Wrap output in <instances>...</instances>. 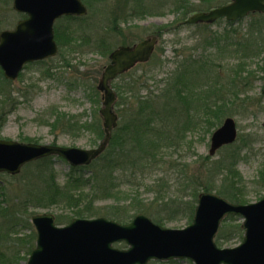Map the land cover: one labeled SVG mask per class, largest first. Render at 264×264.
Listing matches in <instances>:
<instances>
[{
    "label": "rangeland",
    "instance_id": "rangeland-1",
    "mask_svg": "<svg viewBox=\"0 0 264 264\" xmlns=\"http://www.w3.org/2000/svg\"><path fill=\"white\" fill-rule=\"evenodd\" d=\"M125 1L120 0L116 4V0H102L94 4L86 15L88 23L91 24V30L88 32L91 37L90 43H80V45L78 41L75 45L63 46L57 56L26 65L18 79L7 84L6 88L11 93L14 105H6L0 97V112H4L2 117L5 119L0 125V139L34 141L43 145L52 144L84 149L98 147L105 135L104 119L100 113L104 93L97 88L104 67L109 62V53L105 50L120 45H132L154 34L152 31L156 26L172 24L166 27V30L157 38L156 49L150 60L135 66L126 74L125 81L140 79L137 89L135 87L138 95H133V92L123 86L121 94L118 95L116 86H121L123 79L118 78L113 81L112 85L117 92L113 107L119 116V125L124 120L125 123L132 122L138 117L137 108L143 104L142 101L146 97L152 96L154 102L158 103L157 107L162 106L164 102L162 95L169 84L175 81L182 90L181 101H178L177 105L183 117L177 114L173 115L171 120L174 123L177 120L184 123L186 109L190 107L189 114L193 121L185 129L179 147L169 148L159 157L161 162L143 174L138 173L129 179L117 180L118 185L110 193V197L97 200L96 205L103 206V211H106L111 206L126 207L132 204L144 209L138 213L146 214L153 220L154 214H158L162 207H175L176 204L185 201H192L196 206L197 202L191 192L183 188L184 178L180 175V169H184L189 176L191 174L196 176L194 180L197 185L198 183L206 185L210 181L206 163L219 160L222 154L230 153L234 149L240 152V160L235 168L242 179L236 186L243 192L240 196L247 199L249 203L262 199L264 184L259 183V176L264 170V56L242 58L236 51L237 46L234 43L246 34L247 20L250 15L244 18L242 23L234 25H229L226 19L206 25H187L175 22L177 15L171 11H166L163 15L127 14ZM133 8L134 5L131 4V9ZM114 11L120 14L116 15L117 29L113 30L109 28L112 25L109 20ZM24 17L25 14L14 10L13 0H0V31L14 28L18 20ZM102 40H105L107 48L98 45ZM240 61L245 62L242 70L238 64ZM198 71L202 74H196ZM233 72L241 76L236 78V85H228V89L226 87L219 93H232L229 96L226 111L228 115L223 116L222 121L228 116L233 117L237 123L238 137L236 142L230 145L231 148H222L215 155H210L211 135L219 126L217 125L219 117H208L209 104L216 101V95L207 96V98L205 95L214 86L213 90L224 88L223 85L215 84L217 74H222L226 76L225 78H233ZM207 75H209L208 81L204 83ZM218 107L224 109L223 106ZM99 127L103 129L102 137L98 136ZM114 132L116 130L113 134ZM53 162L57 181L65 182L71 171L69 162L58 156H55ZM89 170L86 169L83 173L88 176ZM23 171L25 172L24 168ZM10 176L0 173V181H10H7L6 185L16 195H19L20 191L25 192L27 188L18 184ZM171 200L177 203L172 204ZM165 203L169 204L164 205ZM120 209L123 208L120 207ZM149 211L151 214L147 213ZM43 213H51L55 217L66 215L70 217V221L74 216L73 210L57 206L31 207L28 213L16 211L11 218L17 220L20 225L16 226L14 229L16 231L12 232L5 254L10 256V259L14 258L15 261L13 254L19 250L18 264H27L30 251L36 245V238L30 237L25 242L19 241L18 238L33 234V231L36 233L32 217ZM190 217V212L183 215L180 212L174 218H165L161 225L182 229L192 223L193 219L191 220ZM225 219L222 221L221 228L223 224L242 225L244 221L239 216L227 222ZM23 223H26L27 227H23L21 225ZM241 230V234L234 233L229 238L221 240H218V233L215 239L216 244L220 248L238 246L245 234V231ZM117 247L128 246L121 243ZM148 264L194 263L186 259L152 260Z\"/></svg>",
    "mask_w": 264,
    "mask_h": 264
},
{
    "label": "water",
    "instance_id": "water-1",
    "mask_svg": "<svg viewBox=\"0 0 264 264\" xmlns=\"http://www.w3.org/2000/svg\"><path fill=\"white\" fill-rule=\"evenodd\" d=\"M13 8L27 17L19 20L14 29L0 32V67L9 80L17 79L26 64L58 53L54 30L58 18L88 13L82 0H13ZM252 12L264 13V0H231L196 12L185 23H213L220 18L237 21ZM155 43V37L147 38L111 52L110 63L97 86L104 93L100 113L105 130L98 147L84 149L0 139V173L18 174L27 163L51 155L64 158L72 166L88 165L96 159L106 149L111 131L118 124L112 80L137 63L148 61ZM237 136L235 119L226 117L212 133L209 154L234 143ZM230 214L244 219V239L236 247L220 248L215 237L223 218ZM32 222L37 240L27 264H147L151 260L172 259H189L194 264H264V197L241 204L215 193L201 192L193 222L182 229L164 227L142 213L126 224L101 216L74 218L61 226L51 213L36 214ZM120 242L128 247L114 246Z\"/></svg>",
    "mask_w": 264,
    "mask_h": 264
},
{
    "label": "trees",
    "instance_id": "trees-1",
    "mask_svg": "<svg viewBox=\"0 0 264 264\" xmlns=\"http://www.w3.org/2000/svg\"><path fill=\"white\" fill-rule=\"evenodd\" d=\"M83 1L91 10L90 7L102 0ZM119 1L120 0H116V4H118ZM230 1L231 0H126L125 13H135V16H145L163 15L166 11H171L177 15L175 22L183 23L195 12L208 11L214 7L225 5ZM131 4L134 5L133 9H131ZM117 14L120 13L116 11L112 13V18L109 20L112 24L109 27L110 29H117ZM242 21L243 19L237 22L228 21L227 23L229 25H234L236 23H242ZM171 25L172 24L156 26L152 32L161 35L166 27ZM90 30L91 24L88 23V16H65L57 20L55 24V35L60 49L66 45H75L78 41L79 44L90 43L91 37L90 34H88ZM208 39L207 37V40ZM210 41L212 42V37ZM234 43L237 46L236 51L241 54L242 58L258 55L264 56V13H251L247 20L246 34L238 38ZM98 45L102 48L108 47L105 40H102ZM113 49V47H110V50H105V52L108 51V53H110ZM240 62L238 64L240 65V70H242L245 62ZM236 65L237 64H235V66ZM198 73H200V75L202 74L201 71H198L196 74ZM196 76L198 77V75ZM125 77L126 75L120 77L123 79L121 86H116L118 95L121 94L122 86L123 88H127L128 91L133 92V95H138V90L136 92L135 87L137 89L140 79L125 81ZM225 77L226 76H222V74H217L214 82L215 84L223 85L224 88L213 90L214 86L208 91L210 94L207 92L205 95L206 98L207 96L211 97L216 95V101L209 104L208 117H219L217 119V125L221 124L223 116L228 115L226 111L229 105V96L232 94H220L219 92L224 91L226 87L228 89V85H236V78L241 76L235 72L233 78ZM208 78L209 75H207L204 83L208 81ZM10 82L11 81L3 77V73L0 69V97H2L6 105H14L11 93L6 88L7 84ZM235 85H233V89H235ZM180 88L177 82L174 81L170 83L166 92L162 95V97H164V102L160 107H157L158 103L157 101L154 102L152 96L146 97L145 100L142 101L143 104L137 108L138 113L136 115L138 117L128 123H125L124 120V122L117 127L111 143L105 152L89 166L71 167V171L65 182L59 183L57 181V172L53 162L55 156H49L28 163L24 167L25 172L23 171L18 175L10 176L18 184L27 188L25 192L20 191L19 195L10 191V187L6 185L8 180L0 181V264H18L19 250L13 254L15 261L14 258L10 259V256L5 254V252H7L6 245L11 238L12 232L16 231L14 230L15 227L20 225V223H17V220L11 218L15 215L14 213L16 211L28 213V209L31 207L50 208L57 206L73 210V218H92L105 215L108 218L123 223L129 222L138 212H142L144 210L143 208L135 207L132 204L126 207L111 206L110 209L108 208V210L103 211L104 207L96 205V201L109 198L110 193H112L118 185L116 182L117 180L129 179L138 173L143 174L145 171L155 167L158 162H161L159 157L165 154L169 148L174 149L180 146L185 129L188 128L193 121L189 114L190 107L183 100L182 102L189 107L186 109L187 115L184 112L186 120L184 123L180 122V120L174 123L171 120L173 115L176 116L180 114L181 117H183L182 111L177 105V102L181 101L180 95L182 90ZM137 100L139 101V97H137ZM205 103L207 102L205 101ZM218 106H223L224 109L222 110V108ZM203 108H205V106H203ZM2 114H4V112H0V125L5 120ZM98 136H103V129L100 127L98 128ZM224 148L229 149L231 146ZM239 160L240 152L238 149H234L230 153L222 154L219 160H211L209 163H206L205 167L210 180L206 185L199 183L197 185V182L194 180L196 176L193 174L189 176L184 169H180V175L184 178L182 181L184 190L190 191L196 202L198 194L203 190L207 192L215 191L217 194L235 203H247V199L240 196L241 193L243 194L241 189L236 187L242 180L237 170H235ZM86 169H90L88 176L83 173ZM259 177V183L264 184V170L260 172ZM170 202L172 204L177 203L175 200H171ZM168 204L169 203H165L164 205ZM120 207L123 209H120ZM195 207L192 201L176 204L175 207H162L158 214H154V221L161 224L165 218H174L180 212H182V215L190 212V218L192 220ZM147 213L151 214V211ZM69 219V216L62 215L56 217V222L62 225L70 222ZM231 219H235V216H228L225 221L227 222ZM21 225L27 227L26 223ZM241 232L240 224H232L231 226L223 224L218 235V240L229 238L234 233L241 234ZM30 237L36 238V233L33 231V234H28L24 236V238H18V240L25 242L28 241Z\"/></svg>",
    "mask_w": 264,
    "mask_h": 264
},
{
    "label": "flooded vegetation",
    "instance_id": "flooded-vegetation-1",
    "mask_svg": "<svg viewBox=\"0 0 264 264\" xmlns=\"http://www.w3.org/2000/svg\"><path fill=\"white\" fill-rule=\"evenodd\" d=\"M134 44V43H133Z\"/></svg>",
    "mask_w": 264,
    "mask_h": 264
}]
</instances>
